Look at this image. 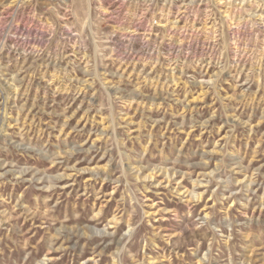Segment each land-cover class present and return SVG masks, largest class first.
<instances>
[{"label":"rangeland","instance_id":"rangeland-1","mask_svg":"<svg viewBox=\"0 0 264 264\" xmlns=\"http://www.w3.org/2000/svg\"><path fill=\"white\" fill-rule=\"evenodd\" d=\"M0 264H264V0H0Z\"/></svg>","mask_w":264,"mask_h":264}]
</instances>
